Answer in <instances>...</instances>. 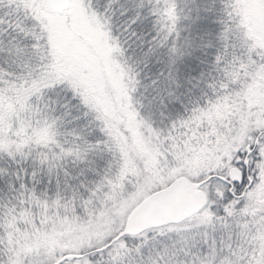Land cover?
I'll use <instances>...</instances> for the list:
<instances>
[{"label": "snow or ice", "instance_id": "6c2138e0", "mask_svg": "<svg viewBox=\"0 0 264 264\" xmlns=\"http://www.w3.org/2000/svg\"><path fill=\"white\" fill-rule=\"evenodd\" d=\"M0 264H264V0H0Z\"/></svg>", "mask_w": 264, "mask_h": 264}]
</instances>
